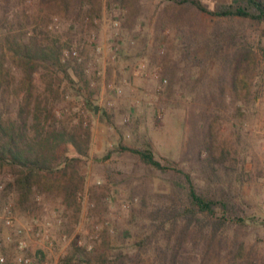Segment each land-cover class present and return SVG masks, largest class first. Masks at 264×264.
<instances>
[{
  "label": "rangeland",
  "instance_id": "obj_1",
  "mask_svg": "<svg viewBox=\"0 0 264 264\" xmlns=\"http://www.w3.org/2000/svg\"><path fill=\"white\" fill-rule=\"evenodd\" d=\"M16 1L17 31H38L45 42L57 38L64 55L78 56L69 76L35 72L32 106H48L43 123H57L87 143L85 156L70 153L78 158L79 178L71 197L56 186L23 200L11 170L0 165V264H65L63 257L77 248L100 250L106 236L110 255L121 249L130 264H153V231L163 220L187 221V174L199 193L242 203L244 219L220 225L206 259L199 258L201 247H191L190 264H264L261 27L193 12L165 17L167 0H82L68 12L39 0ZM4 34L0 28V54L7 59ZM238 47L253 54L231 94L218 77L224 57ZM77 65L79 72L71 68ZM197 119L209 125L212 164L196 162L188 147ZM147 145L161 166L132 150Z\"/></svg>",
  "mask_w": 264,
  "mask_h": 264
},
{
  "label": "trees",
  "instance_id": "obj_2",
  "mask_svg": "<svg viewBox=\"0 0 264 264\" xmlns=\"http://www.w3.org/2000/svg\"><path fill=\"white\" fill-rule=\"evenodd\" d=\"M81 1L39 0V3L68 12L73 3L76 5V2ZM167 1L169 7L163 14L165 17H187L193 12L197 16L206 14L232 20L241 19L260 26L264 32V0H225L215 2L214 5L204 0ZM16 2L0 0V28L5 30L2 47L11 51L9 59H6L4 50L0 54V165L11 170L23 200H30L37 188L46 190L56 186L64 188L67 196L71 197L76 194L79 178L76 170L78 158L71 157L70 153L74 151L85 156L87 139L81 136L80 140L76 133L67 132L65 128L59 129L57 123L53 128L43 123L41 117L48 106L43 107L41 103H37L34 109L31 87L33 75L38 70L49 71L54 79L59 71L69 76L70 64L73 62L71 60H78V56L72 58L64 55V45L57 38L45 42L38 37V31L34 35H29L22 29L17 31L21 21L15 12ZM252 54L251 50L238 47L230 50L224 57L218 77L222 90L225 85L231 94L237 93L240 78L249 70V58ZM71 68L79 72L80 65ZM18 70L22 72L20 80H17ZM32 118L34 125L30 124ZM198 120L194 121V130H190L188 134V147L192 148L196 162L203 160L212 164L211 131L206 122L199 124ZM33 128L36 130L33 131ZM132 150L139 152L149 163L161 166L155 160L149 145ZM64 176L68 178L63 179ZM186 179L189 185L188 206L185 207L183 216L187 221L179 224L178 218L167 223L163 220L158 229L153 231V264H190V249L196 244L201 247L198 249L199 258L206 259L214 249L220 225L228 221H244L242 211L238 209L242 203L238 204L226 195L199 193L190 174L186 175ZM109 244L111 239L106 236L100 250L96 248L88 252L77 248L72 255L65 256L62 260L65 264H73L74 257H79L80 264L131 263V257L121 249L110 255ZM139 244H144V241ZM184 261L190 262L183 263ZM247 262L243 259L229 264Z\"/></svg>",
  "mask_w": 264,
  "mask_h": 264
},
{
  "label": "built area",
  "instance_id": "obj_3",
  "mask_svg": "<svg viewBox=\"0 0 264 264\" xmlns=\"http://www.w3.org/2000/svg\"><path fill=\"white\" fill-rule=\"evenodd\" d=\"M74 54L75 55H77V52L76 51H74ZM9 222V221H8ZM24 246V243H22V247ZM2 260L4 259V258H1ZM26 261H28V259H25Z\"/></svg>",
  "mask_w": 264,
  "mask_h": 264
}]
</instances>
